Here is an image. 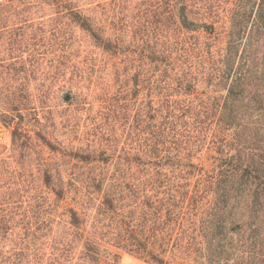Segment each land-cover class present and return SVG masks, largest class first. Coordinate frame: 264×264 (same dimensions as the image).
<instances>
[{"label":"trees","instance_id":"1","mask_svg":"<svg viewBox=\"0 0 264 264\" xmlns=\"http://www.w3.org/2000/svg\"><path fill=\"white\" fill-rule=\"evenodd\" d=\"M129 1L56 6L83 49L40 28L69 140L15 130L0 241L23 232L0 264H264V0ZM52 224L75 230L38 255Z\"/></svg>","mask_w":264,"mask_h":264},{"label":"rangeland","instance_id":"2","mask_svg":"<svg viewBox=\"0 0 264 264\" xmlns=\"http://www.w3.org/2000/svg\"><path fill=\"white\" fill-rule=\"evenodd\" d=\"M102 1L104 0H0V176L14 175L16 170L27 168L24 161L26 157L22 162L21 148L18 146L24 139L18 138L15 130H27L34 135L36 131L43 129L55 141L63 144L68 142L69 135L62 124L69 111L65 110L63 98H59L65 95V91H58L56 85L51 83L48 72L49 55L43 57L40 54V28L49 30L56 27L77 36V41L71 43L72 48L88 47L84 32L79 31L75 23L57 17L54 10L57 5H64L63 3L85 8ZM134 1L136 0H132ZM132 2H126V5ZM43 97H46L47 105L60 106L58 111L52 110L47 114L45 121L42 118L44 110L41 111L39 107V100ZM35 113H39L38 123ZM42 124L46 125L45 129ZM28 157L34 159L35 155L31 151L28 152ZM50 228L43 230L42 233L47 235L38 238L35 243L38 255H47L51 251L58 253L61 248L58 236L65 235L70 229L75 230L62 224H52ZM22 232L23 229L16 227L14 233L3 237L0 241L2 250L11 253L15 246H20L19 236H22ZM71 246L74 248L78 245L72 242ZM123 260L125 264H149L129 253H123L118 264H122ZM82 262L79 261V264Z\"/></svg>","mask_w":264,"mask_h":264},{"label":"crops","instance_id":"3","mask_svg":"<svg viewBox=\"0 0 264 264\" xmlns=\"http://www.w3.org/2000/svg\"><path fill=\"white\" fill-rule=\"evenodd\" d=\"M125 263H126L125 260H123V261H122V264H125ZM132 264H138V263L134 262V263H132Z\"/></svg>","mask_w":264,"mask_h":264}]
</instances>
